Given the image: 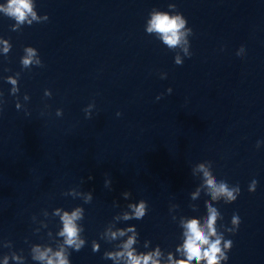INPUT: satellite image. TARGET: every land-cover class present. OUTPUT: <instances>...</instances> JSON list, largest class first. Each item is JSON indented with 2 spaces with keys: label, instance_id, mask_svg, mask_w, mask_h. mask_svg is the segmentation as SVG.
Listing matches in <instances>:
<instances>
[{
  "label": "clouds",
  "instance_id": "1",
  "mask_svg": "<svg viewBox=\"0 0 264 264\" xmlns=\"http://www.w3.org/2000/svg\"><path fill=\"white\" fill-rule=\"evenodd\" d=\"M4 10L18 22L23 23L26 15L31 13L32 8L29 0H9L7 9ZM32 15L33 19H35V14L32 13ZM29 23L31 22L29 21ZM186 24H188V20L182 13L172 17L167 14L158 13L153 15L148 32H159L162 34L164 43L170 47H174L180 44L182 36L186 34L181 32V29H184ZM187 32L193 34L192 28L190 27ZM184 43H187V41H184ZM5 51H7V48ZM184 51L187 52V49L185 48ZM26 52L27 56L22 60V64L25 67L33 63L35 55L31 47L27 48ZM191 55L192 53L188 57L190 58ZM176 63L178 65L183 64L180 63L179 58H177ZM36 64L39 65L40 61L37 60ZM11 83L15 84L16 81L12 80ZM167 92L171 93L172 89L168 88ZM157 99H160V97L158 96ZM117 115L119 116L120 113H117ZM90 116L91 114L86 115V117ZM261 143L264 142L257 141L256 147L259 148ZM199 168L205 177V183L209 189L212 201H216L222 196L226 198L223 201L224 204H232L238 199L241 194L239 184L230 187L226 180L221 179L217 182L209 170L205 168L204 164H201ZM89 179H92V177H89ZM257 184L258 181L253 179L248 186V191L254 193ZM105 187H109L107 183ZM196 194H198V190L197 193L193 194V198ZM130 195L131 192L129 191L122 193L125 199ZM92 200L93 194L89 191L87 202L91 203ZM205 205L207 208L206 219L189 218L180 220L178 226L182 230V240L175 246L174 251H165L158 244L149 250V244H151L149 240L143 242L145 251H139L134 245L140 243V233L135 225H131L117 229L116 231L108 230L106 235L111 241H116L119 237H124L128 233H131V235L127 236L126 241L116 245L119 250L105 252L103 258L112 260L114 264H220L221 260L227 264L229 260L228 253L233 247V241L225 239L223 232H218L216 222L220 214L217 212V208L207 201H205ZM114 206L118 207L115 204ZM127 208L131 209V215L128 212H124L123 219L125 221L142 220L147 215L149 206L146 200L140 199L138 203H128ZM169 211L171 210L169 209ZM83 218L84 212L80 208H77L71 214L64 212L61 217L63 228L59 232V235L64 238L60 250L53 252L50 247L42 250L41 247L36 246L32 249L34 253L32 259L46 262V264H71V251L79 252L85 246V239H82L80 235L81 232H84V228H78L75 223L76 220ZM172 219L174 220L173 217ZM202 220L203 222H201ZM241 222L240 216L234 213L231 218L233 227H227L226 225H221L220 227H223L224 231L234 235L239 230ZM213 237L215 238L213 239ZM222 240L224 241L223 245L221 244ZM97 247L99 246L96 244V241H93L92 251L94 253ZM66 249H71V251H67ZM176 254H179L178 257ZM5 264H7V259L5 260Z\"/></svg>",
  "mask_w": 264,
  "mask_h": 264
}]
</instances>
